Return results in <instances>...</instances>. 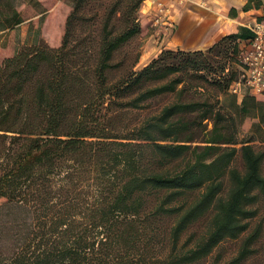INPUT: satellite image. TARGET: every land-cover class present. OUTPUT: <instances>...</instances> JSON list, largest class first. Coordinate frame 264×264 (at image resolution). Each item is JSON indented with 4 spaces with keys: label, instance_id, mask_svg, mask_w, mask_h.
<instances>
[{
    "label": "trees",
    "instance_id": "obj_1",
    "mask_svg": "<svg viewBox=\"0 0 264 264\" xmlns=\"http://www.w3.org/2000/svg\"><path fill=\"white\" fill-rule=\"evenodd\" d=\"M69 2L57 47L0 55V208L31 214L0 264H264V149L238 138L250 112L264 131V92L232 97L235 114L220 107L239 78L213 59L237 63L248 37L163 50L136 70L144 0ZM12 14L8 28L24 20ZM203 84L215 95L194 99Z\"/></svg>",
    "mask_w": 264,
    "mask_h": 264
},
{
    "label": "rangeland",
    "instance_id": "obj_2",
    "mask_svg": "<svg viewBox=\"0 0 264 264\" xmlns=\"http://www.w3.org/2000/svg\"><path fill=\"white\" fill-rule=\"evenodd\" d=\"M42 3L41 6L45 7L46 11L44 16L35 15L36 11L39 9L28 4L27 0H0V55L7 56L8 54H13L18 52L24 45H37L41 41L46 43L50 47H57L61 37L63 35V23L64 19L68 14L70 9L69 0H38ZM52 4L51 8L48 6ZM13 12L20 14L21 18L24 17L23 22L13 25L8 28L6 26L5 18L9 20L13 16ZM152 27L148 26L144 32L132 41L131 46L128 48L131 52L138 50L141 56L143 38L145 34L149 33ZM229 51V50H228ZM227 51V53H228ZM206 52V50H205ZM224 55V57L213 56V59L220 61V66L227 67L229 71L235 73L237 78H240L241 72L238 64L232 59ZM119 56V55H118ZM122 56V55H121ZM120 56V57H121ZM152 56L148 58H142L136 65L135 69L139 70L142 66L151 61ZM211 65L213 66V71H202L200 74L205 76L207 80L216 77V72L219 74V65L217 62L211 60ZM215 72V73H213ZM227 71L225 70L224 74ZM177 75V74H175ZM212 87L208 84H203L202 88L192 90L193 98H205L211 94L215 95V92L211 90ZM235 95L231 94L230 91L225 90V93L219 94L218 103L219 106L224 109H230L232 113L235 114L236 109L230 105L232 97ZM173 96H159L155 99L147 109H142V111L133 112L132 114H126L127 118L131 116V119L143 117L148 113H153L162 104L167 103L172 99ZM260 99L264 100V96H259ZM253 112L249 113L248 117L243 118L241 123L238 125V138L245 139L251 137L253 140V145L256 149H264V131L257 128V119L253 117ZM210 127V125H209ZM234 166L241 168V160L237 157L234 161ZM262 171L264 172V163L262 166ZM226 185V181H225ZM31 214L27 212L25 208H19L15 205L3 206L0 208V250H6L7 245L10 243L11 235L13 230H17L24 234L29 224ZM264 224V202L260 205L259 218ZM264 245V234L261 239ZM233 241L224 244V251L230 252L234 249Z\"/></svg>",
    "mask_w": 264,
    "mask_h": 264
},
{
    "label": "crops",
    "instance_id": "obj_3",
    "mask_svg": "<svg viewBox=\"0 0 264 264\" xmlns=\"http://www.w3.org/2000/svg\"><path fill=\"white\" fill-rule=\"evenodd\" d=\"M158 1L168 7L173 27L169 34H160L150 26L140 60L154 58L163 50L205 51L227 34L244 40L249 36L248 26L264 10V0H144V21L156 13Z\"/></svg>",
    "mask_w": 264,
    "mask_h": 264
},
{
    "label": "built area",
    "instance_id": "obj_4",
    "mask_svg": "<svg viewBox=\"0 0 264 264\" xmlns=\"http://www.w3.org/2000/svg\"><path fill=\"white\" fill-rule=\"evenodd\" d=\"M170 12L163 2L156 3V13L152 15V27L160 34H169L172 29ZM249 36L235 58L241 70V76L233 81L228 91L239 97L246 89L251 94L264 92V10L248 26Z\"/></svg>",
    "mask_w": 264,
    "mask_h": 264
}]
</instances>
